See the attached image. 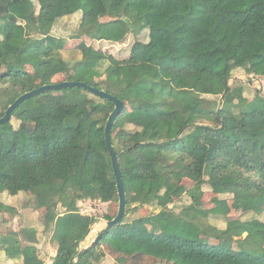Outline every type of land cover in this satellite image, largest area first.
Returning a JSON list of instances; mask_svg holds the SVG:
<instances>
[{
	"label": "trees",
	"instance_id": "trees-1",
	"mask_svg": "<svg viewBox=\"0 0 264 264\" xmlns=\"http://www.w3.org/2000/svg\"><path fill=\"white\" fill-rule=\"evenodd\" d=\"M76 14L78 37L90 43L68 49L53 32ZM129 40L128 57L117 58L111 48H127ZM66 51L79 61L65 59ZM239 71L244 76L235 79ZM57 75L125 105L111 138L126 215L80 264L106 257L123 264H264V0H0V118ZM252 85L258 91L248 99ZM61 92L68 95H55ZM114 110V103L71 88L25 101L0 125V227L18 215L25 221L17 231H0V264H44L37 227L52 231V264H70L96 220L79 203L119 202L105 134ZM186 179L193 182L191 205L177 214L170 207ZM208 192L209 218L225 229L208 228L200 216ZM23 193L32 201L5 220L8 195ZM230 202L241 208L238 224L227 221ZM59 204L66 213H58ZM151 207L157 212L130 219Z\"/></svg>",
	"mask_w": 264,
	"mask_h": 264
},
{
	"label": "rangeland",
	"instance_id": "rangeland-1",
	"mask_svg": "<svg viewBox=\"0 0 264 264\" xmlns=\"http://www.w3.org/2000/svg\"><path fill=\"white\" fill-rule=\"evenodd\" d=\"M80 19L81 16L80 14H76L73 16H70L69 18L64 19L60 23H58L54 29L53 35L56 37L62 38V39H67V48L68 49H74L77 46H79L82 43H90L89 39H85L82 37H78V31L80 28ZM107 21H111L110 18L106 19ZM133 45L132 40H129L127 42V48L123 47H113L111 48V51L117 55L116 57L119 59H123L128 57V52L131 49ZM108 47V46H107ZM110 48V47H109ZM121 50V51H120ZM120 51V52H119ZM64 58L67 59L68 61H71L72 63H76L79 61V55L75 54L72 51H66L63 52ZM27 67L29 70H31V65L27 64ZM32 71V70H31ZM244 76V74L239 71V73L235 74V79H238V77ZM237 77V78H236ZM248 78L246 77L245 80ZM50 81L54 82L55 84L62 83V82H67L66 77L64 75H57L53 76L50 78ZM104 80L98 81L99 84H102ZM262 84L264 86V79L262 81ZM258 90L254 85L251 87L247 86V94L246 98L250 99L253 98L255 93ZM55 95H68L66 92H61V93H56ZM193 186V182L190 180L186 179L183 181V183L180 185V187L176 190L175 192V199L176 202L174 205H172L170 208L173 209L177 214L180 213L185 207H188L191 205V199L186 195L187 190H189ZM19 194L18 196H9L7 197V202L11 204L12 206L16 207H21L22 203H26L32 201V197ZM22 195H24L22 197ZM31 198V199H30ZM214 196L208 192L205 196L203 201L198 204V207L201 209V217L204 219V223H206V226L209 228L211 225L216 226L220 229H225L226 224L219 218H214L211 217L209 218L208 215V210L214 207V204L212 202V199ZM231 204V214L229 215L227 221L229 224H238L240 223V215H241V208L237 203L230 202ZM32 204V203H31ZM80 211L84 215H89L91 217H94L95 223L92 225V232L86 240L81 244L80 251H82L85 248H88L95 240L96 238L100 235V233L106 228V220L104 219V216L109 214L112 216H117L118 211H119V202H114L112 204H105L101 203L99 201H84L79 203ZM58 213L59 214H64L67 212V206H64L63 204L58 205ZM157 212V209L155 207H151L146 211H140V212H135L132 213L130 216V219L135 220L140 217L147 216L151 213ZM14 213L13 209L10 208H5L4 209V218L5 220H11L12 215ZM46 218L54 217L57 213H45L43 212ZM247 219V217L245 218ZM97 220H101V222L97 223ZM264 220V217H263ZM24 219L20 217L19 215L16 217H13V221L11 224H9L6 228L5 226L0 227V231L7 234L10 233L11 231H17L20 227H24ZM35 225L34 227H36ZM38 228V249L40 253L41 259L44 261V264H52L54 257L57 253V246L52 240V231H45L44 228L42 227H37ZM210 243L214 244L215 241L210 240ZM237 249L240 247L237 246ZM1 261V260H0ZM123 264L122 262H116L114 259L111 257H106L103 261V264ZM17 264V263H15Z\"/></svg>",
	"mask_w": 264,
	"mask_h": 264
},
{
	"label": "water",
	"instance_id": "water-1",
	"mask_svg": "<svg viewBox=\"0 0 264 264\" xmlns=\"http://www.w3.org/2000/svg\"><path fill=\"white\" fill-rule=\"evenodd\" d=\"M71 88H84L88 90L91 94L108 100L112 103L115 104V110L111 114L108 123L106 125V143H107V148L110 153L111 159H112V164H113V169L114 173L116 176V181H117V190H118V195H119V211L117 216L111 220L106 222V228L100 233V235L96 238V240L88 247L80 251L78 257L74 259L70 264H80L81 260L83 257L91 250H93L100 240L104 237L105 234L111 232L115 227L119 226L127 211V195H126V189H125V184L122 178V170L119 162V157L117 156L113 145H112V138H111V132L114 128L115 122L117 117L124 111L125 105L124 103L119 100L117 97L105 92L98 90L86 83L82 82H62L58 84H49L45 85L39 89L33 90L32 92L26 93L23 96H21L6 112L5 116L3 118H0V125L6 124L11 120L13 112L20 107L25 101L36 97L40 96L41 94L48 93L50 91H62L66 89H71ZM97 223L101 222V220H97ZM92 232V228H90L88 235H90Z\"/></svg>",
	"mask_w": 264,
	"mask_h": 264
},
{
	"label": "crops",
	"instance_id": "crops-1",
	"mask_svg": "<svg viewBox=\"0 0 264 264\" xmlns=\"http://www.w3.org/2000/svg\"><path fill=\"white\" fill-rule=\"evenodd\" d=\"M6 205L8 206L7 208H10V209H13V210H14V208H18V207H16V206H12V205L9 204L8 202H6ZM55 256H56V255H55ZM15 263H17V264H21L20 261H11V260H9V259H7V261H4V263H2V264H15Z\"/></svg>",
	"mask_w": 264,
	"mask_h": 264
}]
</instances>
